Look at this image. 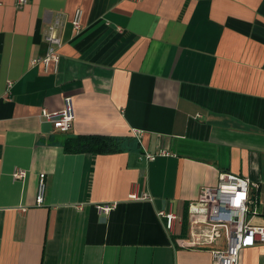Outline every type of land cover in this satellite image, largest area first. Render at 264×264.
<instances>
[{
    "label": "crops",
    "instance_id": "0c3cea01",
    "mask_svg": "<svg viewBox=\"0 0 264 264\" xmlns=\"http://www.w3.org/2000/svg\"><path fill=\"white\" fill-rule=\"evenodd\" d=\"M55 17L46 70L31 61ZM65 96L74 119L59 131L40 112ZM77 134L139 148L66 153ZM221 172L249 180L251 223L264 225V0H0V264H211V248L185 245L188 207ZM158 210L179 216L173 233ZM237 264H264V243Z\"/></svg>",
    "mask_w": 264,
    "mask_h": 264
},
{
    "label": "built area",
    "instance_id": "2783aa9c",
    "mask_svg": "<svg viewBox=\"0 0 264 264\" xmlns=\"http://www.w3.org/2000/svg\"><path fill=\"white\" fill-rule=\"evenodd\" d=\"M27 0H14L16 9H21ZM82 10L77 8L72 16V29L77 32L81 29ZM61 25L58 17H55L48 26L45 34L47 52L44 57L35 58L31 63H42L46 70L50 67L57 69L59 62L58 48L61 46V37L57 31ZM40 117L53 124L59 131H68L74 119L73 102L71 96H65L63 107L54 112L43 108ZM139 138L140 132L134 131ZM165 153V152H161ZM143 157L153 160L155 155L144 152ZM24 170H17L14 176L22 178ZM43 174L40 175L36 202L42 201ZM249 180L244 177L221 172L216 186H204L199 191L196 202L188 207L189 223L186 246L205 247L218 239H223L224 249H211V264H237L238 253L244 247L264 243V225L251 223V216L258 211V199L248 194ZM128 197L134 200L150 199L146 192H137L133 189ZM117 202L97 204L98 212L108 214L116 207ZM158 218L162 221L166 232L173 233L176 222H181L178 215L169 210H158Z\"/></svg>",
    "mask_w": 264,
    "mask_h": 264
},
{
    "label": "trees",
    "instance_id": "16d2710c",
    "mask_svg": "<svg viewBox=\"0 0 264 264\" xmlns=\"http://www.w3.org/2000/svg\"><path fill=\"white\" fill-rule=\"evenodd\" d=\"M138 148L137 141L129 136L77 134L67 136L63 141L66 153H112Z\"/></svg>",
    "mask_w": 264,
    "mask_h": 264
},
{
    "label": "rangeland",
    "instance_id": "374dc122",
    "mask_svg": "<svg viewBox=\"0 0 264 264\" xmlns=\"http://www.w3.org/2000/svg\"><path fill=\"white\" fill-rule=\"evenodd\" d=\"M208 247L211 248V249H224L225 246H224L223 243H221V239H218L214 243L210 244Z\"/></svg>",
    "mask_w": 264,
    "mask_h": 264
}]
</instances>
